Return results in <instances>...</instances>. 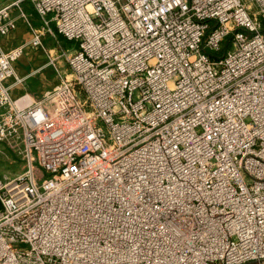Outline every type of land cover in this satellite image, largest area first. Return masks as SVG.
<instances>
[{
  "label": "built area",
  "instance_id": "built-area-1",
  "mask_svg": "<svg viewBox=\"0 0 264 264\" xmlns=\"http://www.w3.org/2000/svg\"><path fill=\"white\" fill-rule=\"evenodd\" d=\"M24 1L0 35L60 81L15 98L0 51V264H264V0Z\"/></svg>",
  "mask_w": 264,
  "mask_h": 264
},
{
  "label": "crops",
  "instance_id": "crops-1",
  "mask_svg": "<svg viewBox=\"0 0 264 264\" xmlns=\"http://www.w3.org/2000/svg\"><path fill=\"white\" fill-rule=\"evenodd\" d=\"M31 13V12H30ZM33 14V13H32ZM32 37L31 31L22 20L18 27L7 35H0V51H7L17 45L26 44L21 57L15 62V75L7 79V83L12 85L11 94L15 98L21 97L24 93H29L33 98L41 97L48 89L54 87L60 77L55 69L48 63V54L42 49L34 48L30 43ZM59 41L52 35L44 36V42L53 52H59ZM62 71L67 73L66 64L61 62ZM17 77H22L21 83L14 84ZM0 144V154L6 155V149ZM7 156V155H6Z\"/></svg>",
  "mask_w": 264,
  "mask_h": 264
},
{
  "label": "rangeland",
  "instance_id": "rangeland-1",
  "mask_svg": "<svg viewBox=\"0 0 264 264\" xmlns=\"http://www.w3.org/2000/svg\"><path fill=\"white\" fill-rule=\"evenodd\" d=\"M11 1V0H8ZM250 2V0H248ZM23 6L26 8V10L30 13L32 20L34 21L35 25H40V18L37 15V12L35 11L32 3L29 0H25L23 3ZM251 6H253L251 4ZM33 13V14H32ZM264 18V16L262 17ZM264 27V22H263ZM60 40H62V44L65 47H75V43L69 42L68 40L64 39L62 36H59ZM229 38L224 43V48L226 49L229 45ZM45 43V42H44ZM46 45V44H45ZM35 48V47H34ZM39 49V48H36ZM67 67V65H66ZM67 73L71 74V69L68 66L67 67ZM0 144H4L6 155L4 153L0 154V176L4 179H9L17 176L19 173L25 170L26 168V161L20 157L19 154L14 152L9 146H7L5 143L0 141Z\"/></svg>",
  "mask_w": 264,
  "mask_h": 264
},
{
  "label": "trees",
  "instance_id": "trees-1",
  "mask_svg": "<svg viewBox=\"0 0 264 264\" xmlns=\"http://www.w3.org/2000/svg\"><path fill=\"white\" fill-rule=\"evenodd\" d=\"M262 22H264V18H262Z\"/></svg>",
  "mask_w": 264,
  "mask_h": 264
}]
</instances>
